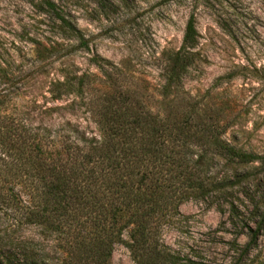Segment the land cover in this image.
Wrapping results in <instances>:
<instances>
[{"label": "trees", "instance_id": "1", "mask_svg": "<svg viewBox=\"0 0 264 264\" xmlns=\"http://www.w3.org/2000/svg\"><path fill=\"white\" fill-rule=\"evenodd\" d=\"M195 47L188 19L161 68L154 109L131 91L76 96L85 76L50 85L52 102L71 97L56 107L15 100L0 86V264H111L116 245L133 264H174L158 238L181 218L178 207L217 205L241 195L240 171L264 173V157L225 139L230 116L221 106L189 94ZM75 101L87 118L75 116ZM27 228L34 232L23 237ZM258 232L247 228L246 249Z\"/></svg>", "mask_w": 264, "mask_h": 264}, {"label": "rangeland", "instance_id": "2", "mask_svg": "<svg viewBox=\"0 0 264 264\" xmlns=\"http://www.w3.org/2000/svg\"><path fill=\"white\" fill-rule=\"evenodd\" d=\"M188 19L196 34L189 94L230 116V144L264 157V0H0V86H9L15 100L56 107L72 105L71 97L52 102L50 85L85 76L87 87L76 96L94 100L125 90L154 109L161 68L179 48ZM73 103L75 116L87 118ZM241 172V195L178 207L181 218L158 238L174 264H264V173L258 165ZM257 227L246 249L247 228ZM110 262L133 264L121 245Z\"/></svg>", "mask_w": 264, "mask_h": 264}]
</instances>
